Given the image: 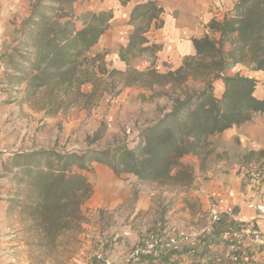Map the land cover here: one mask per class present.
<instances>
[{
  "label": "trees",
  "instance_id": "obj_1",
  "mask_svg": "<svg viewBox=\"0 0 264 264\" xmlns=\"http://www.w3.org/2000/svg\"><path fill=\"white\" fill-rule=\"evenodd\" d=\"M78 1L31 0L16 37L0 54L1 92L14 94L20 106L44 118L74 108L90 111L104 98L113 99L133 86L169 85L180 92L171 109L141 127L130 144L82 151L37 149L9 156L3 169L16 187L9 194V209L28 224L26 233L35 234L31 246L38 252V264H64L75 253L77 235L86 222L82 207L93 195L87 175L94 164L108 167L117 177L188 185L191 173L180 165L182 158L194 156L204 169L212 155L210 137L264 115V99L254 96L257 81L240 72L231 74L237 67L264 73V0H238L220 19H210L206 33L191 39L193 55L164 73L154 67L162 46L147 37L163 27L159 0H118L127 9L131 27L117 52L123 71L108 67V52L92 53L114 19V10L77 15L73 6ZM144 56L150 60L145 69L132 66ZM190 82L200 85L190 89ZM216 82L222 83L220 98L214 94ZM241 160L242 165L264 166V148L248 151ZM221 235L205 237L200 250L192 249L193 258H198L195 264H236L232 258L264 264V258L253 260L243 248L228 253L232 240ZM220 244L223 250L212 249ZM161 259L168 261L166 256Z\"/></svg>",
  "mask_w": 264,
  "mask_h": 264
},
{
  "label": "rangeland",
  "instance_id": "obj_2",
  "mask_svg": "<svg viewBox=\"0 0 264 264\" xmlns=\"http://www.w3.org/2000/svg\"><path fill=\"white\" fill-rule=\"evenodd\" d=\"M228 1L233 3L236 0ZM228 1L211 0L200 9L198 14L186 15L185 17L192 19V22L183 40L188 42L192 37L200 34L203 18H208L204 17L205 14H210L211 19H220L225 13L224 7ZM197 2L199 4V0H196V4ZM30 3L31 0H0V21L4 20L6 27L5 41L0 54L4 47L16 37L21 20L29 13ZM89 6H92L91 10L86 9ZM108 8L115 12L116 19L109 25L110 30L114 32L110 37L107 36L109 33H106L92 53L108 52L105 56L108 67L123 71V65L114 64L117 61L114 55L131 30L127 23V9L121 8L118 0H92L89 4L82 1L78 3L75 13L80 15L84 12H100L98 10H108ZM187 10L190 12V9L187 8ZM165 15L166 18H176L179 13L168 8ZM164 33V30L159 32L162 36ZM166 34V52L168 51L166 61L162 65L157 63L159 67H156V61L154 63L159 73L172 70L176 62V59L175 61L173 59L176 57L171 49L173 47L168 44L167 30ZM149 62L147 57H139L133 60L132 66L143 70ZM235 72L254 78L257 81L254 94L264 95V73L254 74L242 67L235 68L231 74ZM199 85L189 83L190 89ZM221 91V85L214 86L216 98H220ZM179 92L180 89L172 91L169 85L163 87L154 85L152 89L133 86L123 89L113 99L104 98L96 108L90 111L74 108L55 118H44L42 113H36L26 105L20 106L14 94L0 91V196H7L9 192L16 189L14 182L3 169V165L7 163L11 154L37 149L82 151L89 146L102 148L113 144H130L141 127L154 122L171 109L172 99L177 97ZM250 122L264 124V115L256 114ZM262 138L264 140V132ZM232 139L224 141L221 136L209 138L212 155L204 169L199 168V161L194 156H186L180 160V165L191 173L192 180L188 185L145 183L138 181L132 175L117 177L108 167L94 164L92 171L87 175L93 186V197L82 207L86 222L77 235L78 246L75 253L64 264H103L104 261H109L111 264H125L124 259L134 246L155 235L164 238L171 236L177 239V243L169 248V252L182 250V248L189 249V252L184 254V258L174 255L178 258H173L172 261H164L161 256L155 257L158 253L156 252L128 264H151L155 260H157L155 264H195L198 258H193L192 249L200 250L198 247L201 240L215 233L222 232L221 236L226 237L223 233L231 221L229 217H224L219 225H215L212 231H208L209 200L214 202L216 200L213 196H207L204 202H201L197 197H190L188 190L192 186L196 187L197 183H206L209 180L206 173L212 168L222 175L236 168L235 176L242 180L256 179L257 174L264 171V166L253 162L242 165L241 159L245 153L238 152L239 144ZM194 159L197 160L198 169ZM21 221L23 222L22 239L19 241L21 245L13 247L9 257L0 260V264H38L35 260L38 252L31 246L36 236L26 233L28 224L22 219ZM181 233H191L193 237L184 240L180 237ZM218 247L212 246V249L223 250L222 244ZM243 249H245L244 245Z\"/></svg>",
  "mask_w": 264,
  "mask_h": 264
},
{
  "label": "crops",
  "instance_id": "obj_3",
  "mask_svg": "<svg viewBox=\"0 0 264 264\" xmlns=\"http://www.w3.org/2000/svg\"><path fill=\"white\" fill-rule=\"evenodd\" d=\"M81 1L86 2L88 4L92 2V0H79L73 6L74 11L76 9V5ZM188 1L159 0V3L164 10V14L162 15L163 27L160 30L150 32L147 35L149 39L151 40L153 39L155 43L160 44L162 46L161 50L156 54V59H155L156 67H159L157 63L162 65V63L166 61V54L168 52V51L166 52V36H167L166 30L169 34L168 44H170V46L173 47L171 49H173V52L176 56L173 58L174 61L176 59V62L174 63L175 66L174 68H172V70L177 69L181 65L184 57L193 55V47L191 44V39L200 38L206 33L205 25L211 19L210 14H205L204 17H208V18L206 19L203 18L202 25L200 26L201 31L198 36L192 37L188 42H185L183 40V36L186 35V32L188 31L189 26L192 22V19L190 18L187 19L185 16L189 14L190 16H192V14L193 15L198 14L200 9L204 8L205 4L209 3L211 0H199V4L198 2L196 4V0H191L190 2ZM237 1L238 0L233 1V3H231L230 1L226 2V5L224 7L225 12L229 11ZM229 3L230 6H228ZM91 7L92 6H89L86 9L91 10ZM168 8L178 11L179 16L176 18L174 17L166 18L165 13H166V9ZM187 8L190 9V12H188ZM191 10L193 11V13H191L192 12ZM28 14L25 15V17H27ZM115 19L116 17H114V19L110 22V25L113 23V21H115ZM3 22L4 20L0 21V50L2 44L5 41L4 31L6 27ZM110 27L111 26H109V28L102 35V37L106 33H109L107 35L108 37L112 35L114 30L111 31ZM163 30L165 31V33L162 36L161 34H159V32ZM164 38L165 40L163 41ZM123 43L125 44V40ZM106 47H110V46L106 45ZM117 52L118 51H116L114 55L116 59H117ZM114 64L123 65L122 67L123 69H125L124 64L119 62L118 59ZM258 73H263V72H257L254 74H258ZM215 85L222 86V83L216 82L214 86ZM254 96L257 99H264L263 94H259L257 96L254 94ZM12 109H14L13 106ZM263 132H264V124L258 125L257 122H248L240 127H234L232 129L226 130L222 134L215 135V137L221 136L222 140L224 141L233 138L232 140L239 144L238 152L244 154L247 151L258 150L264 147V140L262 138ZM194 161L196 163V169H198L197 160L194 159ZM236 171L237 169L235 168L234 170L228 171L226 175H222L220 172L212 168L206 173L209 176V180L206 183H200V184L197 183L196 187L192 186V188L189 189L188 192L190 194L189 195L190 197H194V198L197 197L198 199H200L201 202H204V199L207 196H213L221 210H224L227 207H232L234 209V215H233L234 222H232L231 225L243 231L245 238L244 248L247 250L248 253H250L251 255L253 254L252 257L253 260H258L260 258H264V216L259 215L255 210L250 209L249 205L251 204L264 205V171L262 173H258L257 174L258 177L256 179H246V180H242V178L236 177L235 176ZM196 174H198L197 170H196ZM9 194H11V192H9L7 196H0V260H2L4 257L8 258L9 255L11 254L10 252L13 247L17 245H21L19 241L22 239V234H23L22 232L23 222L21 221V218L18 216L17 212H12L9 209V203H8ZM251 231H258L261 235V240L255 241L253 237L250 235ZM188 250L189 249L182 248V250L178 249L172 252L157 251L158 253L155 257L161 256L162 258L166 256V259L168 261H172L173 258L175 259H177L178 257L184 258V256L188 253ZM174 255H177L178 257ZM156 262L157 260L152 261L151 264H155Z\"/></svg>",
  "mask_w": 264,
  "mask_h": 264
},
{
  "label": "built area",
  "instance_id": "obj_4",
  "mask_svg": "<svg viewBox=\"0 0 264 264\" xmlns=\"http://www.w3.org/2000/svg\"><path fill=\"white\" fill-rule=\"evenodd\" d=\"M250 209L255 210L259 215L264 216V205L263 204H251L249 205ZM234 212L232 207H227L224 210H221L218 206L217 202L213 200H209L208 204V217L210 226L208 231H212L215 225H219L224 217H229L231 223L234 222ZM229 223V224H231ZM224 235L226 237H230L232 240V244L228 247V253L236 252L239 249L243 248L244 245V233L240 229L236 228L233 225L230 227L226 226V230L224 231ZM250 235L253 237L255 241L261 240V235L258 231H251ZM180 237L184 240L192 238L191 233H181ZM177 243V239L175 237L155 235L150 236L145 241L139 242L130 254L124 259L125 264L136 262L141 258L151 256L152 254L156 253L157 251H168L170 247L174 246ZM232 260L236 264H244L245 260L240 258H232ZM103 264H111L109 261H104Z\"/></svg>",
  "mask_w": 264,
  "mask_h": 264
}]
</instances>
